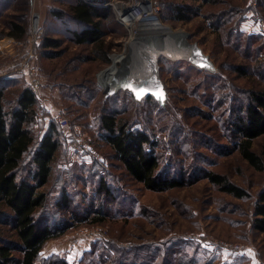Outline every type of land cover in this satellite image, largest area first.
I'll return each instance as SVG.
<instances>
[{
	"label": "rangeland",
	"instance_id": "obj_1",
	"mask_svg": "<svg viewBox=\"0 0 264 264\" xmlns=\"http://www.w3.org/2000/svg\"><path fill=\"white\" fill-rule=\"evenodd\" d=\"M127 1L101 0L107 13L101 21L108 59L104 62L102 51L95 46L75 44L61 34L68 26L56 22L51 11L67 10L68 0H0V79L12 81L9 91L29 87L35 94L43 110L29 125L36 141L49 130L50 123L57 131L59 148L49 182L42 187L48 196V212L56 215L54 202L63 190L73 205L85 211L93 206L109 212L101 224H82L49 241L36 264H43L52 254L71 264L119 260L139 264H264V233L251 228L252 206L264 184V170H255L239 155L228 126L233 103L245 101L251 90L264 89L260 0H213L208 4L154 0L160 6L154 20L161 27L153 25L155 21L148 22L150 29L140 25L143 30L138 40L144 44L148 37L173 33L176 42L195 43L219 69L211 73L164 53L156 55L159 76L168 93L164 106L152 97L135 102L128 92L110 95L111 78L106 82L99 79V73L113 64V54L135 58L136 42L132 41L137 38L130 40L129 28L117 21L111 6ZM177 4L191 8L188 20L173 18L172 6ZM10 22L24 24L28 37L9 39ZM48 35L60 40L58 49L40 46ZM259 47L262 51L257 53ZM150 50L149 46L142 49L143 56ZM50 53L56 56L46 57ZM116 67L119 71L122 62ZM241 71L246 76H240ZM103 111L115 112L128 120L131 130H144L160 142L155 148L160 171L168 169L172 176L180 175V162L193 163L226 175L251 196L234 198L207 179L194 181L191 175L186 180L192 183L180 188L146 189L127 175L101 140L99 117ZM60 114L69 120L68 127L59 126ZM76 132L86 135L88 151L76 152L70 146L69 139ZM251 148L264 161V135L254 139ZM30 153L23 163L29 162ZM100 178L118 195L116 199L96 193ZM2 219L0 216V238L9 239L11 232Z\"/></svg>",
	"mask_w": 264,
	"mask_h": 264
},
{
	"label": "trees",
	"instance_id": "obj_2",
	"mask_svg": "<svg viewBox=\"0 0 264 264\" xmlns=\"http://www.w3.org/2000/svg\"><path fill=\"white\" fill-rule=\"evenodd\" d=\"M196 1L208 4L213 0ZM94 2L101 3V0ZM66 4L67 10L51 11L55 20L68 26L63 27L61 34H66L75 44L95 46L102 51V60L108 62L101 26L102 19L107 17L104 8L84 0H68ZM258 4L264 13V0ZM172 11L175 20L186 21L191 8L177 4L172 6ZM8 27L9 36L17 40L28 37L27 27L22 23L10 22ZM60 45V40L51 35L43 37L40 42L44 49H58ZM260 51L262 47L257 49V53ZM48 55L46 57L52 58L56 53ZM262 59L261 65H264V54ZM240 76H246V73L241 71ZM10 82L8 78L0 79V216L2 220L5 219L12 237L0 238V264H36L49 241L82 224H101L106 221L109 212L93 206L85 211V208L73 205V199L64 190L54 202L56 215L48 212V196L42 187L49 182L59 148L57 131L50 123L49 130L35 140L29 125L39 110L36 96L29 87L9 91ZM232 111L234 113L228 123L232 145L251 167L263 171L264 161L251 146L254 139L264 135V89L251 90L245 101L233 103ZM99 127L102 131L100 138L111 149L113 158L120 162L132 180L148 190L165 191L183 187L192 183L186 180L191 175L194 181L207 179L220 192L234 198L248 199L251 196L248 190L230 181L226 175L193 163L183 165L180 162V175L172 176L168 169L160 171L159 155L155 149L160 142L144 130H131L128 120L119 118L115 112L103 111L99 117ZM30 150L29 162L23 163ZM184 169L189 170L184 172ZM96 193L111 200L118 196L103 178L98 180ZM251 228L264 233V184L258 190L252 206ZM43 264L71 263L52 254L44 259ZM111 264L139 263L119 260Z\"/></svg>",
	"mask_w": 264,
	"mask_h": 264
},
{
	"label": "water",
	"instance_id": "obj_3",
	"mask_svg": "<svg viewBox=\"0 0 264 264\" xmlns=\"http://www.w3.org/2000/svg\"><path fill=\"white\" fill-rule=\"evenodd\" d=\"M192 44L194 46L187 53L188 55L175 59L186 61L200 70L218 73L219 69L212 63L208 56L195 43ZM147 67L146 70L140 68L137 71L132 68L130 71H125L113 77L110 83L111 94H115L118 91L128 92L135 102L152 97L160 106L166 105L168 93L164 82L159 76L157 59L152 63V66L150 64Z\"/></svg>",
	"mask_w": 264,
	"mask_h": 264
},
{
	"label": "bare ground",
	"instance_id": "obj_4",
	"mask_svg": "<svg viewBox=\"0 0 264 264\" xmlns=\"http://www.w3.org/2000/svg\"><path fill=\"white\" fill-rule=\"evenodd\" d=\"M154 21H155L154 18H150L146 20L145 22L150 23ZM127 24L129 25V23ZM153 25L160 26L156 23V21L154 22ZM172 34L173 33H166L163 35L148 37L149 40H145L144 44H143L144 41L141 42L140 40H138L140 38L138 34L136 36L137 39H134V41H132V42H136L135 47H134V52H133L135 55V58L132 55L124 59L125 57H122L121 54H113L112 55L113 64L107 69L103 70L101 73H99V79H101L103 82H106L110 80V78L112 79L113 77L125 71L132 70V68L133 70H136V71L139 70L140 68L146 70L148 68L147 65L150 66L151 64L152 66V63L156 60V55L161 54V53H164L165 55H167V57L169 56V58L170 57L177 58V57H183V56L188 55L187 53L191 51L194 45L188 44L187 42H184V41L176 42L175 41L176 37H174ZM146 46H149L151 50L149 51L148 54L143 56L142 49H144ZM118 62H122V67L119 69V71H118V68L116 67V64ZM103 78H106V79H103ZM110 83H111V80L108 84L107 92L109 94H111Z\"/></svg>",
	"mask_w": 264,
	"mask_h": 264
},
{
	"label": "built area",
	"instance_id": "obj_5",
	"mask_svg": "<svg viewBox=\"0 0 264 264\" xmlns=\"http://www.w3.org/2000/svg\"><path fill=\"white\" fill-rule=\"evenodd\" d=\"M84 1L91 3L95 6H106L105 2L97 3L94 2V0ZM111 6H113V8L115 9V17L117 21L121 25L129 28L130 40H133L141 32V30L150 29V25H148L149 23L145 21L150 18L157 17L160 13V6L154 0H128L125 3L117 2L115 6L111 4ZM127 23H129V25ZM140 25H142L144 28L141 29ZM33 83L35 84V80ZM42 114L43 110L39 109L36 112V117H40ZM57 121L61 128L69 126V120L62 114L58 116ZM69 143L72 149L76 152H85L89 150V144L86 140V135L83 133L76 132L74 134L73 139H69Z\"/></svg>",
	"mask_w": 264,
	"mask_h": 264
},
{
	"label": "crops",
	"instance_id": "obj_6",
	"mask_svg": "<svg viewBox=\"0 0 264 264\" xmlns=\"http://www.w3.org/2000/svg\"><path fill=\"white\" fill-rule=\"evenodd\" d=\"M55 20V19H54ZM56 22H57V20H55ZM60 32V31H59ZM54 37V36H53ZM9 39H13V37L12 36H10V38ZM51 113V112H50ZM52 114V113H51ZM53 115V114H52Z\"/></svg>",
	"mask_w": 264,
	"mask_h": 264
}]
</instances>
